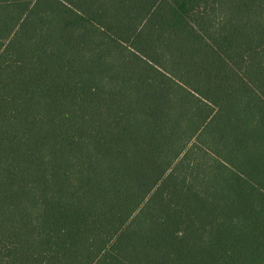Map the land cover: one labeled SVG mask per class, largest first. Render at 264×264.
Segmentation results:
<instances>
[{
	"label": "trees",
	"instance_id": "obj_1",
	"mask_svg": "<svg viewBox=\"0 0 264 264\" xmlns=\"http://www.w3.org/2000/svg\"><path fill=\"white\" fill-rule=\"evenodd\" d=\"M0 264H264V0H0Z\"/></svg>",
	"mask_w": 264,
	"mask_h": 264
}]
</instances>
